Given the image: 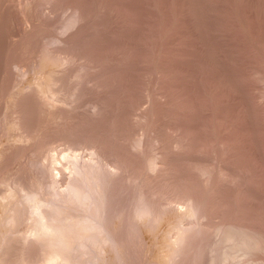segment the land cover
I'll return each mask as SVG.
<instances>
[{"label":"rangeland","instance_id":"1","mask_svg":"<svg viewBox=\"0 0 264 264\" xmlns=\"http://www.w3.org/2000/svg\"><path fill=\"white\" fill-rule=\"evenodd\" d=\"M68 149L109 173L103 224ZM36 204L109 231L74 264H207L217 225L264 232V0H0V264H45Z\"/></svg>","mask_w":264,"mask_h":264},{"label":"bare ground","instance_id":"2","mask_svg":"<svg viewBox=\"0 0 264 264\" xmlns=\"http://www.w3.org/2000/svg\"><path fill=\"white\" fill-rule=\"evenodd\" d=\"M53 77V76H52ZM53 81V80H52ZM51 81V82H52ZM54 82V81H53ZM58 82V81H57ZM57 82H54V83H57ZM52 86V85H51ZM51 86H49V88L51 87ZM51 89V88H50ZM46 91V90H45ZM54 91V90H53ZM51 92V91H50ZM46 92H44V94H45ZM45 95H47V94H45ZM48 97V96H47ZM47 97H45V98H47ZM69 151H70V149H68ZM74 150V149H73ZM72 150V152L70 151H68L69 152V156L68 157H72V158H74V160H72L71 162L72 163H74L75 165H76V163H78V161H79V159H77L79 156H78V154H76L77 153V151L74 153V151ZM65 151V150H64ZM65 152H67V151H65ZM50 153V152H49ZM49 153H47V154H49ZM79 153V152H78ZM62 157L61 158H59V157H57L60 161L58 162V160L56 159V157L55 156H50V157H55V161L57 160V163L59 164L60 162H61V159H62V162H63V160L64 159H66V158H64V156H63V154H65V155H67L66 153H63V151H62ZM80 155V154H79ZM49 156V155H48ZM78 156V157H77ZM91 156H93L94 157V155H93V153H92V155ZM67 157V156H66ZM71 158V159H72ZM69 159V158H68ZM70 159V160H71ZM89 159H90V157H89ZM150 160H151V158H149ZM70 160H68L69 161V163H71L70 162ZM51 162L53 161V162H55L54 160H53V158H51V160H50ZM65 161V160H64ZM152 161V160H151ZM154 161V160H153ZM61 162V163H62ZM80 162V161H79ZM89 162H90V160H89ZM96 162V161H95ZM56 163V162H55ZM55 163H54V165L51 163V165H53V168H54V166H55V169L54 170H57L56 172L57 173H55V172H53V170H51L52 171V174H60L61 175V172L63 171L64 172V170H62L61 169V167L63 166V164H62V166L60 167V164H59V166H57V165H55ZM66 163V162H65ZM71 163V164H72ZM91 163V164H90ZM89 163V165H88V162H87V165H86V163H85V165H86V168H85V165H84V168H83V165L81 164V166L82 167H80V165L78 166V165H74V164H72L71 166H73L72 168H74L71 172H74L73 174H74V176L76 175L75 173H77V175H78V177H77V180H76V176L74 177V179L76 180H72V181H74L72 184H70L69 185V187H68V191H67V193H69L70 195H71V197L70 198H72V199H74V200H76V202L78 201V200H81V202L83 201V200H87L88 199V197L90 198L91 196L94 198L95 196H93V194H95L96 195V197L93 199L92 197H91V199H93V200H91L90 201V199H89V201L92 203H90L91 205H93V207L91 206L90 208H93L92 210V213H94L95 215H96V220H99V222H101L100 221V217H101V215H99L100 217L98 218V214H99V211H101V212H104V211H102L104 208H106V207H108V206H106L107 205V203H106V196H105V194H106V192H107V189L106 188H108L107 187V185L105 184L106 182L104 181V180H106V179H104V176H106L107 177V175H109V173L107 174V172H106V174L107 175H105V173H101L104 169L102 168V166H101V164L99 165L103 170H101V172L99 171L100 169L98 168L97 169V165H95V167H94V165L93 164H95L94 163V161H93V164H92V161ZM99 163V162H98ZM151 162L150 161H148V164H150ZM153 163V162H152ZM151 163V164H152ZM153 165V164H152ZM57 166V167H56ZM71 166H69L70 167V169H72L71 168ZM80 167V168H79ZM63 168V167H62ZM82 168V169H81ZM105 168H107V166L105 167ZM69 169V170H70ZM75 170V171H74ZM203 170V169H202ZM108 171V170H107ZM105 172V171H104ZM113 172V171H112ZM65 173V172H64ZM51 174V173H50ZM51 174V175H52ZM63 174V173H62ZM110 174H111V172H110ZM56 175H52V176H55V180H56ZM59 175V176H60ZM104 175V176H103ZM62 176V175H61ZM72 176V175H71ZM105 177V178H106ZM34 179V178H33ZM38 179H36V181H37ZM53 180V179H52ZM54 180V181H55ZM35 181V182H36ZM53 181V182H54ZM57 181V180H56ZM55 181V182H56ZM71 181V182H72ZM111 181V180H110ZM40 182V181H39ZM108 184H109V182H107ZM22 184V183H21ZM69 183H67V185H68ZM23 186L25 185V184H22ZM28 185V184H27ZM26 185V186H27ZM32 186H33V184H32ZM21 187V186H20ZM30 187V186H29ZM25 188V187H24ZM110 188V187H109ZM22 189V188H21ZM66 189V188H65ZM23 190V189H22ZM32 189H30V191H31ZM34 190V189H33ZM26 192L28 191L27 189L25 190ZM29 191V193L31 194H33V192H30ZM34 191H36V190H34ZM64 191V190H63ZM66 191V190H65ZM65 191H64V193H65ZM26 192H25V194H26ZM58 192V191H57ZM60 192V191H59ZM97 192V193H96ZM35 193V192H34ZM66 193V194H67ZM111 193H114V192H111ZM141 193H143V192H141ZM28 194V193H27ZM26 194V195H27ZM31 194V195H32ZM25 195V196H26ZM58 195H60V194H58ZM143 195V194H142ZM34 196L36 197V194H34ZM65 196V195H64ZM67 196H69V195H67ZM112 196V195H111ZM140 196V195H139ZM139 196H137V197H139ZM144 196V195H143ZM31 197H33V196H30V199H31ZM141 197V196H140ZM27 198V197H26ZM62 198V197H61ZM108 198V197H107ZM29 199V197H28V200H30ZM36 199V198H35ZM42 199V198H41ZM45 199V198H44ZM49 199V198H48ZM54 199V198H53ZM65 199H66V197H65ZM65 199H63V200H65ZM113 199V198H112ZM139 198H137V200H138ZM145 199H146V195H145ZM51 200H52V198H51ZM73 200V201H74ZM143 200H144V198H143ZM142 200V201H143ZM151 200V199H150ZM191 200V199H190ZM189 200V201H190ZM33 201V203H34V200H32ZM141 201V202H142ZM148 201V200H147ZM146 201V202H147ZM192 201V200H191ZM190 201V202H191ZM42 202V201H41ZM44 202V201H43ZM65 202V201H64ZM63 202V203H64ZM80 202V201H79ZM86 202V201H85ZM88 202V201H87ZM138 202H140V201H137L136 203H138ZM144 202H145V200H144ZM40 203V202H39ZM148 203L149 202H147V203H141L140 204V206H139V208L137 209V211H138V213H137V215H140V217L141 216H143V215H146V214H148V213H150L151 211H152V215H153V210L155 211V209L154 208H152L153 206H149L148 205ZM29 204H30V202H29ZM32 204V203H31ZM66 204V203H65ZM68 204H69V202H68ZM111 204V203H110ZM113 204V203H112ZM139 204V203H138ZM158 204V203H157ZM188 204V203H187ZM191 204V203H190ZM196 205V203L194 202L193 203V205L192 206H195ZM23 206H25L24 204H22ZM44 205H45V202H44ZM43 205V206H44ZM47 205V204H46ZM51 205V204H50ZM49 205V207L51 208V206ZM64 205V204H63ZM75 205V204H74ZM84 205V203L81 205V206H83ZM29 206L30 205H27L26 207H27V210L25 211V209H26V207H23V209H24V212H28V208H29ZM40 206H42V205H38V204H36L35 206H33L34 207V211L35 210H37L38 211V216H37V218L35 219L34 218V220H37V221H35V222H37V226H38V228H37V231H36V233L38 234V237L40 238V240H43L44 242H45V245L44 246H46L45 247V249L47 248L48 249V252H47V249H46V252H44V254H45V256H46V258H44V259H46L45 260V264H54L55 262H57L58 260H60L61 261V263L62 264H74L73 263V261H74V259L73 258H70V254L72 253L71 251H72V248L74 249V246H76V245H78V246H80L81 247V245L82 246H84V244L87 246V242H88V244H90V243H92L91 244V246L93 245V244H95L96 242L98 243H102V242H100L99 240H104V238H105V240H108L107 239V236L109 237V231H108V233H106V234H104L103 236H105V237H103L102 238V235L100 236V235H98V233L99 232H101L102 231V229L103 228H101V227H103V226H101L100 227V225L101 224H99V222L98 221H95V222H97V223H95L94 222V220L93 219H91V218H93L94 217V214H92V216L93 217H89V220L87 219L86 220V222H85V219H82L81 220V218H80V220L81 221H83L82 223H80V222H76V223H74L73 221H71L72 219H71V217H70V215H69V211L67 210L68 209V207H67V209H66V207H57L56 205H53L52 206V213L50 212V214L49 215H51V220H48L47 219V217L45 216L46 214H44V210L45 209H42V211L40 210L41 208H40ZM56 206V207H55ZM66 206V205H65ZM158 206V205H157ZM190 207V209H189V213L192 215L193 213H195V207ZM32 207V208H33ZM45 208L47 207L48 208V206H44ZM85 207H87V205L85 206ZM89 207V206H88ZM87 207V208H88ZM114 207V206H113ZM138 207V206H137ZM198 207V206H197ZM196 207V208H197ZM21 208H22V206H21ZM20 208V206H19V209H21ZM32 208L30 207V209L32 210ZM50 208H49V210H50ZM109 208H110V205H109ZM115 208V207H114ZM151 208H152V210H151ZM180 208V207H179ZM17 210H18V212H20L21 214H22V210L23 209H21V211L18 209V208H16ZM29 209V210H30ZM71 209V208H70ZM86 209V208H85ZM111 209H113V208H111ZM135 209V208H134ZM160 209V208H159ZM187 209V208H186ZM17 210H16V213H17ZM29 211V213L31 212L32 213V211ZM105 210V209H104ZM33 211V212H34ZM40 211V212H39ZM71 211V210H70ZM111 211V210H110ZM113 211V210H112ZM157 211H160V210H157ZM178 211V210H177ZM197 211V210H196ZM45 212H46V210H45ZM162 212V211H161ZM179 212V211H178ZM180 212H183L182 210L180 211ZM180 212H179V214H180ZM28 213V214H29ZM90 213V212H89ZM109 213V212H108ZM114 213V212H113ZM155 214H157L156 213V211L154 212ZM159 213V212H158ZM188 213V214H189ZM18 214V213H17ZM20 214V215H21ZM48 214V213H47ZM70 214H71V212H70ZM103 214V213H102ZM154 214V215H155ZM160 214V213H159ZM159 214H157V215H159ZM162 214V213H161ZM160 214V215H161ZM189 214V215H190ZM196 214V213H195ZM19 215V214H18ZM22 215H24V213L22 214ZM68 215H69V218L70 219H68ZM73 215V214H72ZM87 215V214H86ZM108 215V214H107ZM111 215V214H110ZM157 215H156V217H157ZM32 216V215H31ZM34 216H35V214H34ZM83 216H85V215H83ZM103 216V215H102ZM19 217H21V216H19ZM145 217H147V215L145 216ZM155 217V218H156ZM178 217H179V215H178ZM181 217V216H180ZM179 217V218H180ZM104 218V217H103ZM139 218V217H138ZM143 218V217H142ZM160 218H161V216H160ZM22 219H24L23 217H22ZM74 219V218H73ZM107 219V218H106ZM67 220H70V221H68L67 222ZM76 220V219H75ZM101 220H102V218H101ZM55 221V222H54ZM77 221H78V219H77ZM155 221H156V219H155ZM159 221V220H158ZM157 221V222H158ZM17 222H18V220H17ZM17 222H14L15 223V225H16V223ZM103 222V221H102ZM101 222V223H102ZM13 223V224H14ZM19 223V222H18ZM17 223V224H18ZM112 223V222H111ZM103 224V223H102ZM107 224H109V223H107ZM104 225V228L106 229H108V230H110L108 227H110V226H108V225ZM239 224V223H238ZM238 224H234V223H228V224H222V225H217V227L215 228V230H213V231H216L217 232V234H219V237H218V239H219V241H216L217 242V244H214L215 246H213L212 244V246L210 247V248H208L209 249V255H207V256H209V257H207L208 259H207V264H230L229 262H234V260L236 261L237 259H239L240 260V258H242V257H244V259H247L248 257H250V255H252L251 257H252V259H253V261H251L252 263H249L250 261V259L248 258L247 260L249 261H245V264L247 263V264H264V256H263V259L262 258H260L259 259V256H258V258H257V260H256V262H254L255 261V259L254 258H256L254 255H257V253H259V252H261L260 254H263V252H264V232H261L260 230H252V229H250L249 227H245V225L244 226H242L243 224H241V225H238ZM84 226V228H82L81 229V227L80 226ZM98 225V226H97ZM14 226V225H13ZM80 228H79V227ZM100 228H101V230H100ZM252 228V227H251ZM79 229H81V230H79ZM107 229H106V231H107ZM79 230V231H78ZM84 230V231H83ZM112 230V229H111ZM114 230V229H113ZM168 230V229H167ZM35 231V230H34ZM77 231L79 232V234L77 233ZM83 231V233L81 234V235H83L82 237H80V236H78V235H80V233ZM116 231V230H115ZM170 231V230H169ZM183 231V230H182ZM112 232V231H111ZM161 232V231H160ZM164 232V231H163ZM165 232H166V230H165ZM32 233H34V232H32ZM101 233H103V232H101ZM100 233V234H101ZM185 234L184 233V231L183 232H180V234L179 235H177V239H178V237H180L179 239L181 240H183V239H186V238H184V236H182V234ZM188 233V232H187ZM108 234V235H107ZM115 234V233H114ZM162 234V233H161ZM164 234H166V233H164ZM216 234V233H215ZM98 235V236H97ZM182 237H181V236ZM79 238H78V237ZM101 238H100V237ZM190 236V235H189ZM188 236V237H189ZM37 237V236H36ZM80 240V238H81V240L80 241H77L78 239ZM86 239H85V238ZM97 237H99L98 238V241L96 240L97 239ZM110 237H112V236H110ZM115 237V236H114ZM162 237V236H161ZM160 237V238H161ZM168 237V236H167ZM185 237H186V235H185ZM187 237V238H188ZM191 237V236H190ZM85 240H84V239ZM159 238V237H158ZM77 239V240H76ZM110 239V238H109ZM116 239V238H115ZM188 239H190V238H188ZM95 240H96V242H95ZM111 240V239H110ZM164 241V240H163ZM176 241V240H175ZM178 241V240H177ZM93 242H95V243H93ZM104 242V241H103ZM112 242H113V240H112ZM121 242V241H120ZM167 242H169V241H167ZM170 242H172V243H174L173 241H170ZM181 242V241H180ZM96 243V244H97ZM98 243V244H99ZM110 243V242H109ZM164 243H165V241H164ZM183 243V242H182ZM95 244V245H96ZM115 244V243H114ZM169 244V243H168ZM168 244H166V245H168ZM186 244V243H185ZM94 245V246H95ZM111 245V244H110ZM172 245H174V244H172ZM172 245H169V246H172ZM184 245V244H183ZM182 245V246H183ZM77 246V247H78ZM98 246V245H97ZM100 246V245H99ZM102 246V245H101ZM114 246V245H113ZM175 246V245H174ZM173 246V247H174ZM199 247V246H198ZM198 247H197V250H198V252H197V255H198V257L199 256H201V255H203V254H205L207 251H208V249H206L205 248V246H204V248H203V245L201 246V249H198ZM59 248V249H58ZM97 248V247H96ZM175 248V247H174ZM177 248V247H176ZM200 248V247H199ZM76 249H78V248H76ZM99 249H101L100 247H98L97 248V251L99 250ZM165 249V248H164ZM171 249V248H170ZM184 249H185V247H184ZM75 250V249H74ZM173 249H171V251H172ZM175 250V249H174ZM181 250V249H180ZM186 250V249H185ZM184 250V251H185ZM101 251V250H100ZM113 251H115V250H113ZM119 251V250H118ZM178 251V250H177ZM182 251V250H181ZM193 251H194V249H193ZM192 251V252H193ZM117 252V251H116ZM116 252H115V254H116ZM166 252V251H165ZM170 251H168V253H169ZM48 253V254H47ZM101 253V252H100ZM193 253H195V252H193ZM6 254V253H5ZM97 254H99V252L97 253ZM167 254V253H166ZM254 254V255H253ZM160 255V254H159ZM168 255V254H167ZM166 255V256H167ZM175 255V254H174ZM178 255V254H177ZM99 256V255H98ZM115 256H117V255H115ZM162 256V255H161ZM163 256H165V254L163 255ZM172 256V255H171ZM193 256V258H194V256H196V255H192ZM204 256V255H203ZM205 256H206V254H205ZM6 257V256H5ZM101 257V256H100ZM250 257V258H251ZM254 257V258H253ZM22 258V257H21ZM21 258H18L19 260L21 259ZM102 258V257H101ZM104 258V257H103ZM115 258V257H114ZM119 258V257H118ZM162 258V257H161ZM169 258H171V257H169ZM197 258V257H196ZM196 258H194L195 260H194V262L196 261ZM18 259H15V260H18ZM24 259V258H23ZM71 259H73V261H71ZM157 259V258H156ZM160 259V258H159ZM164 260H165V258H163ZM167 259V258H166ZM198 259V258H197ZM243 259V260H244ZM251 259V260H252ZM262 259V260H261ZM4 260V259H3ZM6 260V259H5ZM102 260V259H101ZM242 260V259H241ZM10 261H11V259H10ZM25 261V260H24ZM104 260H102V262H103ZM118 261V260H117ZM155 261V260H154ZM171 260H169V262H170ZM42 262V264L44 263L43 261H41ZM116 262V261H115ZM164 262V261H163ZM166 262V261H165ZM168 262V263H169ZM172 262V261H171ZM243 262V261H242ZM254 262V263H253ZM20 263V262H19ZM21 263H23V262H21ZM25 264H26V262H24ZM23 263V264H24ZM81 262H79V264H80ZM85 263V261L84 262H82L81 264H84ZM105 263H106V261H105ZM167 263V262H166ZM195 263H197V261L195 262ZM76 264V263H75ZM78 264V263H77ZM163 264H165V263H163ZM198 264V263H197ZM244 264V263H243Z\"/></svg>","mask_w":264,"mask_h":264}]
</instances>
